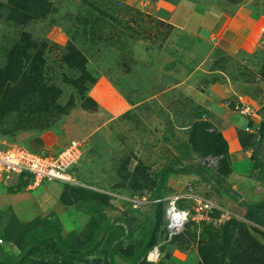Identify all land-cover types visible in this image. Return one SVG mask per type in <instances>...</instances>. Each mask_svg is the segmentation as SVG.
<instances>
[{"label": "rangeland", "instance_id": "rangeland-1", "mask_svg": "<svg viewBox=\"0 0 264 264\" xmlns=\"http://www.w3.org/2000/svg\"><path fill=\"white\" fill-rule=\"evenodd\" d=\"M87 1L47 0L50 10L45 18L34 16L35 6L31 5L25 19L15 17L10 0H0V69L6 68L4 48L9 38L26 32L36 42L46 41L42 77L46 84L60 89L59 104L70 105L47 130L0 133V148L20 144L41 152L46 147L40 146L39 139L45 132L55 134L61 142L47 149L51 152L59 151L69 139L84 141L83 154L73 168L82 185L44 180L34 189H22L18 197L12 198L16 207H22L17 216L11 209L0 212V233L11 215L25 222L37 215L50 216L53 211L62 235L80 232L94 216L101 218L94 241L81 253L76 252L78 258L56 260L55 264H201L198 241L205 226L189 222L183 233L167 240L159 221L163 198L193 182L200 193L216 195L236 214L230 223L219 227L221 232L227 225L244 224L248 232L245 236L264 246V233L251 228L246 218L248 205L264 199V168L255 172L250 168L255 145L264 167V131L259 139L240 130L243 158L234 165L260 184L253 190L240 188L225 178L242 196L241 201L208 189L200 182L211 171L203 169L199 161L221 154L218 170L226 175L230 158L228 151L217 148L220 133L195 99V93L212 84L240 78L245 80L244 98L261 106L262 122L264 56L260 50H264V0ZM96 8L104 9L107 16L102 18ZM211 12L221 14L222 22L231 18L234 22L219 42L215 39L218 30L211 28ZM101 19L107 22L101 35L89 29L90 25L72 27ZM59 20L72 27L71 36L56 24ZM189 20L191 24L198 23L192 27L187 25ZM252 24L253 42L249 47L254 50L246 52L239 43ZM100 37L108 42L98 41ZM71 40L86 56L87 71L95 78L85 93L68 82L78 80L80 71L62 62L58 48L66 47ZM35 59L30 57L25 67L31 76ZM6 113L0 116L3 121L16 112ZM43 141L50 144L48 137ZM135 199L141 200L138 207L132 204ZM34 236L39 242L51 233L42 235L38 231L31 238ZM0 244L6 255L0 253V259L29 264L13 244ZM154 247L160 254L156 263L147 260Z\"/></svg>", "mask_w": 264, "mask_h": 264}, {"label": "trees", "instance_id": "trees-1", "mask_svg": "<svg viewBox=\"0 0 264 264\" xmlns=\"http://www.w3.org/2000/svg\"><path fill=\"white\" fill-rule=\"evenodd\" d=\"M85 1L88 2L87 0ZM31 5L35 6L32 14L39 19L45 18L50 10V4H48L47 0H10V8H14L12 12L15 17L28 18L27 13L30 12ZM96 9L102 18L107 16L104 9ZM14 19L12 18L11 20ZM19 23L23 25L24 22ZM56 24L60 25L71 36L73 33L72 27L77 28L83 26V24L90 25L88 26L89 29L92 28L94 32L99 33L100 31H106L107 22L101 19L97 23H94V21L89 23L82 22L77 23V25L73 24L71 27L66 25L63 20H59ZM93 24L96 26H92ZM9 40L4 48L6 50V68L0 69V116H5L8 111L16 113L13 117L4 121L0 117V133L47 130L56 119L68 111L70 106L69 104L65 106L59 104L60 89L54 85L49 86L42 77L41 67L45 63L43 55L47 43L44 40L42 42L34 41L30 34L26 32H21L20 37L9 38ZM97 40L108 42L102 37ZM58 48L60 49L62 62L69 68H75L80 71L78 80L70 79L68 82L82 91V93L88 92L95 83V78L87 71L86 56L78 49L74 40H71L66 47ZM260 53L264 56V50H260ZM32 56L37 58V60L35 59L36 63L31 66L30 70L34 73L33 76L25 68ZM232 80L242 79L234 78ZM15 81H17L16 84L14 83ZM1 94L3 95L1 96ZM88 98L90 99L89 95ZM91 102L94 101L91 99ZM263 120L260 123L259 139H261L264 131ZM240 133L239 130L238 136ZM219 138L220 144L217 148L221 149V151H228L227 141L221 133ZM258 154L259 149L255 145L251 153L252 172L256 170L263 171V163L258 159ZM203 169L206 170L204 167ZM26 184L25 175H21L19 182L15 186L8 187V191L10 193L20 192ZM74 186L79 187L80 185ZM159 211L161 229L166 238L162 220L163 204ZM246 218L252 223L251 228L264 233V230L258 227H264V199L248 205ZM189 222L186 223L183 231L187 229ZM230 222L231 219L226 220L221 225ZM196 224L205 226V229L199 234L198 241V253L201 258V264H264V246L258 245L254 240H250V238L245 236L248 232L244 230V224L240 225L237 223L233 224L232 227L227 225L222 232L219 228L221 225L216 227L206 222ZM100 226L101 218L92 216L88 224L80 232L70 231L62 235L60 221L53 211L50 212V216L37 215L25 222H21L15 215H11L0 233V240L13 244L24 256L23 261H27L29 264H55L56 260L66 261L67 258L72 256L78 258L76 252L81 253V251L89 247L94 241ZM38 231L42 232V235H44V232L46 234L49 231L51 236H46V238L38 242L35 236L31 238ZM233 233L234 236L232 237L231 234ZM180 234L181 232L178 235ZM178 235L173 236L171 239L176 238ZM30 245L32 246L30 247ZM0 253L4 257L6 256L1 245ZM94 255L96 254L94 253ZM38 259L42 260L38 262ZM0 263L17 264L9 258L0 259Z\"/></svg>", "mask_w": 264, "mask_h": 264}, {"label": "built area", "instance_id": "built-area-1", "mask_svg": "<svg viewBox=\"0 0 264 264\" xmlns=\"http://www.w3.org/2000/svg\"><path fill=\"white\" fill-rule=\"evenodd\" d=\"M262 42L264 43V35ZM232 109L248 120L242 131L259 137V125L262 119L259 113L261 106L255 105L253 101L247 98L238 97ZM83 146L84 141L70 140L57 152L43 149L37 153L20 144H10L5 148H0V181L6 186H11L19 182L21 175H25L27 184L24 188L27 190L36 188L44 180L81 186L82 184L77 181L73 168L83 154ZM222 157L221 154L210 155L199 161L211 171L210 175L206 176V179L200 183L208 189L217 190L226 196L241 201L242 196L229 186L225 177L218 170ZM197 188L196 184L189 182L181 190L163 198L162 220L167 240L182 232L189 221L206 222L218 227L226 220L236 216L232 210L225 207L217 199L216 195L202 194ZM132 201L134 207L141 205V200ZM183 201L188 202V204L182 205ZM0 243L3 241L0 240ZM147 260L155 263L160 260L158 247H154L148 253Z\"/></svg>", "mask_w": 264, "mask_h": 264}, {"label": "crops", "instance_id": "crops-1", "mask_svg": "<svg viewBox=\"0 0 264 264\" xmlns=\"http://www.w3.org/2000/svg\"><path fill=\"white\" fill-rule=\"evenodd\" d=\"M211 13H213L211 18V28L218 30L216 32L217 36L215 37V39L217 40L216 42H219L220 39L224 37V34L227 29H229V27L234 22L232 18L228 19L227 21L223 20L222 22L221 14L219 15L215 12ZM187 23V25H191L192 27H194L198 22L194 21V24H191V20H189V22L187 21ZM253 26L254 24L249 25L248 29L246 28V33L240 39L239 47L246 52H252L251 50H254L250 49L249 47L250 43L253 42L250 39V33L253 31ZM244 87H246V85L245 82L242 80H225L223 82L212 84L207 90L195 93V99L199 101L202 108L206 111L207 120L217 131H219L223 135V137L227 141L228 156L230 158V171L229 173L224 175L225 178L235 181L239 184L240 188L251 187L253 190L254 188H256L257 183H260L255 179L248 177V175L242 172L243 170L237 171L234 166L235 164H237L236 161L243 158L240 157L243 152L239 141L238 131L242 130V127L246 125L245 123H247L248 120H246V118H243L241 115L235 112L232 109V106L235 102H237L238 97H246ZM46 137L49 138L50 141L48 142H50V144L45 143L43 141ZM39 140L41 142L40 146L46 147L42 149H48L55 146V144L57 143H61L60 140H58V138L56 137V135L52 134L51 132L42 133ZM70 140L71 139L67 140L63 147ZM247 154L249 155L248 151ZM249 181L251 183H249ZM15 185L6 186L0 181V212L2 211V209L3 211L4 209H11V211L17 216L18 211L22 207H16L14 203H12V198L18 197V195H20L22 191L17 193H10L8 191V187H12ZM1 198L6 199V201H1ZM16 204L18 205V203Z\"/></svg>", "mask_w": 264, "mask_h": 264}]
</instances>
